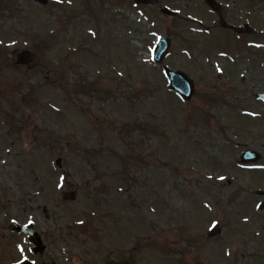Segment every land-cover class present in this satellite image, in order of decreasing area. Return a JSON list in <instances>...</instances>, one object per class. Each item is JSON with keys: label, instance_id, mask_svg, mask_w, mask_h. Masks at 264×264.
Returning a JSON list of instances; mask_svg holds the SVG:
<instances>
[{"label": "rangeland", "instance_id": "obj_1", "mask_svg": "<svg viewBox=\"0 0 264 264\" xmlns=\"http://www.w3.org/2000/svg\"><path fill=\"white\" fill-rule=\"evenodd\" d=\"M220 1L249 44L201 0H0V264H264V2L253 15ZM161 36L164 64L195 81L186 103L153 62ZM25 48L29 70L14 67ZM10 219L33 222L46 250Z\"/></svg>", "mask_w": 264, "mask_h": 264}, {"label": "water", "instance_id": "obj_2", "mask_svg": "<svg viewBox=\"0 0 264 264\" xmlns=\"http://www.w3.org/2000/svg\"><path fill=\"white\" fill-rule=\"evenodd\" d=\"M42 2H46V0H40ZM140 1H144V0H140ZM147 2H149L150 0H145ZM166 12H169V10H164ZM170 13V12H169ZM169 47V40L168 39H163L161 41V45L159 47L158 53H157V60H161L166 52L167 49ZM23 57H26L25 59H23ZM30 60L32 59V56L29 55H21L20 56V61H26V60ZM167 74L170 78V82H171V88L175 91H177L180 95H182L185 98H190L191 95L193 94L194 90H193V82L186 77V75L182 72H172L169 69H166ZM252 154L250 152H246L245 156H248L249 158H252L251 156ZM247 158V159H249ZM77 197V191H71V192H64L63 198L65 200L71 199V200H75ZM27 231L30 232V237L32 242L35 244V250H39L41 247V239L40 237L35 233V232H31L29 229H25ZM221 232V229L218 226H215L211 229V231L209 232L210 236H214L216 234H219ZM43 248V247H42ZM19 264H29V262L27 260L20 262Z\"/></svg>", "mask_w": 264, "mask_h": 264}]
</instances>
